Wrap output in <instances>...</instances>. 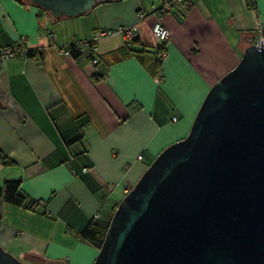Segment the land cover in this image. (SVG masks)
I'll use <instances>...</instances> for the list:
<instances>
[{"label": "crops", "instance_id": "obj_1", "mask_svg": "<svg viewBox=\"0 0 264 264\" xmlns=\"http://www.w3.org/2000/svg\"><path fill=\"white\" fill-rule=\"evenodd\" d=\"M161 1L97 0L80 15L54 18L27 0H0V47L24 37L41 54L0 61V185L18 180L38 204L30 211L0 197V245L13 255L93 264L98 250L79 231L111 219L123 190L186 137L209 88L264 26V0H195L158 16ZM158 19L169 37L156 66ZM130 25L133 41L97 43V71L89 48L78 57L58 51L96 29Z\"/></svg>", "mask_w": 264, "mask_h": 264}, {"label": "water", "instance_id": "obj_2", "mask_svg": "<svg viewBox=\"0 0 264 264\" xmlns=\"http://www.w3.org/2000/svg\"><path fill=\"white\" fill-rule=\"evenodd\" d=\"M29 1L60 18L97 0ZM0 264L25 263L0 245ZM93 264H264L263 46L243 49L209 88L186 137L120 200Z\"/></svg>", "mask_w": 264, "mask_h": 264}, {"label": "built area", "instance_id": "obj_3", "mask_svg": "<svg viewBox=\"0 0 264 264\" xmlns=\"http://www.w3.org/2000/svg\"><path fill=\"white\" fill-rule=\"evenodd\" d=\"M195 0H162L160 7L157 9L156 13L158 16H161L165 13H168L175 5H182L188 7L194 3ZM138 19L144 18V13L139 11L137 14ZM152 33L158 40V45L165 48V42L168 40L169 32L166 27L159 21V19L152 26ZM120 36L124 43H129L137 37V26H119L114 29H96L93 31L92 36L89 40H72L64 46L58 48V51L61 55L70 56L71 50H81L83 47H87L91 51V56L89 58L90 63L94 66V70L97 71L98 59L94 55L97 43L107 37L111 36ZM54 38V35L52 36ZM260 40L262 45H260ZM247 46H263L264 47V26L260 23L254 28V35L247 36L245 38ZM29 51L31 55H28ZM30 56L34 60L41 58L40 52L35 49H30L25 43L24 37H20L13 44L0 47V61L13 60L15 58ZM165 56L164 50L158 52V57L163 58ZM161 74L159 79H161ZM173 121H176V118H172ZM141 158V155L138 156V159ZM87 169L82 168V172H85ZM75 174V173H74ZM130 189H124L123 192L126 195ZM97 216V215H96Z\"/></svg>", "mask_w": 264, "mask_h": 264}, {"label": "trees", "instance_id": "obj_4", "mask_svg": "<svg viewBox=\"0 0 264 264\" xmlns=\"http://www.w3.org/2000/svg\"><path fill=\"white\" fill-rule=\"evenodd\" d=\"M19 1V0H18ZM21 1V0H20ZM29 3L30 1L27 0ZM33 5V4H32ZM248 5L252 6L253 3L251 1H248ZM36 6V5H34ZM37 7V6H36ZM39 8V7H38ZM41 9V8H39ZM43 10V9H41ZM44 11V10H43ZM46 12V11H45ZM62 18V17H60ZM164 50L163 47H160L159 45L156 48L157 51V57L155 59L156 66L160 65L161 58L158 57V52ZM81 53V50H71L70 55L72 57H78ZM28 55H31V52L29 51ZM91 56V55H90ZM96 76V73H95ZM128 110L131 112L134 108V103L130 102L128 105ZM6 157L0 152V161L3 163H6ZM0 197L4 202L22 207L26 210L30 211H37L38 204L33 199L26 196L24 193L20 190V181L18 180H7L4 181L0 185ZM41 214H44L43 211L40 212ZM108 218L104 222L97 221L95 219H92L89 221L85 227L79 231L78 236L80 240L83 242L91 245L92 247L96 248L97 250L100 249L107 226L109 224Z\"/></svg>", "mask_w": 264, "mask_h": 264}, {"label": "rangeland", "instance_id": "obj_5", "mask_svg": "<svg viewBox=\"0 0 264 264\" xmlns=\"http://www.w3.org/2000/svg\"><path fill=\"white\" fill-rule=\"evenodd\" d=\"M14 256H15V255H14ZM16 257H17V256H16ZM17 258H19V257H17ZM19 259H20L21 261H23L25 264H32L28 258L24 259V258L22 257V258H19Z\"/></svg>", "mask_w": 264, "mask_h": 264}]
</instances>
